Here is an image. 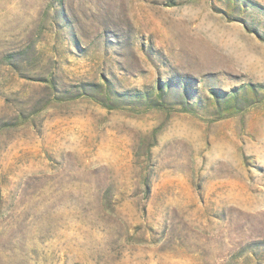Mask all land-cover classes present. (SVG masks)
Listing matches in <instances>:
<instances>
[{"label":"rangeland","instance_id":"rangeland-1","mask_svg":"<svg viewBox=\"0 0 264 264\" xmlns=\"http://www.w3.org/2000/svg\"><path fill=\"white\" fill-rule=\"evenodd\" d=\"M0 264H264V0H0Z\"/></svg>","mask_w":264,"mask_h":264}]
</instances>
